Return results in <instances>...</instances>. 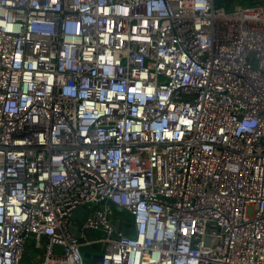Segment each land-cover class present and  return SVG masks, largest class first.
Returning a JSON list of instances; mask_svg holds the SVG:
<instances>
[{
  "label": "built area",
  "instance_id": "1",
  "mask_svg": "<svg viewBox=\"0 0 264 264\" xmlns=\"http://www.w3.org/2000/svg\"><path fill=\"white\" fill-rule=\"evenodd\" d=\"M0 264H264V0H0Z\"/></svg>",
  "mask_w": 264,
  "mask_h": 264
},
{
  "label": "water",
  "instance_id": "2",
  "mask_svg": "<svg viewBox=\"0 0 264 264\" xmlns=\"http://www.w3.org/2000/svg\"><path fill=\"white\" fill-rule=\"evenodd\" d=\"M109 204L117 210H122L123 208L111 201H109ZM79 213V214H78ZM86 216V209L82 208L81 210L78 209L75 211V214L73 218L75 219L76 225L71 228V232L76 233L79 236V230L77 229V226H82V219ZM118 230L124 234H130L134 233V229L127 228L123 225L122 221H119L117 224ZM92 232L90 233V237H92ZM84 254H86V257H88V249L84 248ZM88 255V256H87ZM85 256V255H84ZM98 260L94 261V263H100V259L102 258V254H97Z\"/></svg>",
  "mask_w": 264,
  "mask_h": 264
},
{
  "label": "rangeland",
  "instance_id": "3",
  "mask_svg": "<svg viewBox=\"0 0 264 264\" xmlns=\"http://www.w3.org/2000/svg\"><path fill=\"white\" fill-rule=\"evenodd\" d=\"M115 211H116V214H115L116 219H123L126 224H130L131 217H130V214L125 209H122V210L116 209ZM93 249L95 251V254H101L103 251V246L101 244H96L93 246ZM43 251H44V247L34 249L33 250L34 258L41 259L43 256ZM84 255L86 256V254Z\"/></svg>",
  "mask_w": 264,
  "mask_h": 264
},
{
  "label": "clouds",
  "instance_id": "4",
  "mask_svg": "<svg viewBox=\"0 0 264 264\" xmlns=\"http://www.w3.org/2000/svg\"><path fill=\"white\" fill-rule=\"evenodd\" d=\"M148 92H152V89L149 88V89H148ZM143 98H144V97H141V99H143ZM163 99L166 100L167 97H164ZM172 118H173V119H176L177 117H176L175 115H173ZM182 120H183V122L187 121L186 119H183V118H182ZM242 127H247V125H243ZM137 130H139V126H138V125H137ZM157 130H158V131H160V130H164V133H165V134L167 133V134L170 135V136L173 135L172 132L167 131V130L165 129L164 125H159V126H157Z\"/></svg>",
  "mask_w": 264,
  "mask_h": 264
},
{
  "label": "snow or ice",
  "instance_id": "5",
  "mask_svg": "<svg viewBox=\"0 0 264 264\" xmlns=\"http://www.w3.org/2000/svg\"><path fill=\"white\" fill-rule=\"evenodd\" d=\"M131 91H136V89H131ZM148 94H151V92H148ZM184 123L190 124L191 122L190 121H185ZM166 135H168V134L166 133ZM168 136L170 137V135H168Z\"/></svg>",
  "mask_w": 264,
  "mask_h": 264
}]
</instances>
